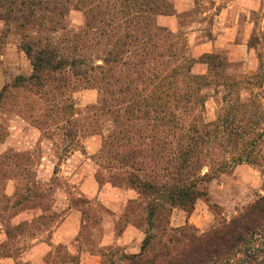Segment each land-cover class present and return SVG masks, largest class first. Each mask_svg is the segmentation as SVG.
Here are the masks:
<instances>
[{
    "label": "trees",
    "instance_id": "obj_1",
    "mask_svg": "<svg viewBox=\"0 0 264 264\" xmlns=\"http://www.w3.org/2000/svg\"><path fill=\"white\" fill-rule=\"evenodd\" d=\"M71 10L83 14L84 29L79 35L69 34L71 51L62 56L54 48L53 38ZM165 12L167 0H0V21L7 27L14 26L24 41L33 40L34 46L22 47L32 62L30 80H37L42 70L62 71L73 77L89 76L101 86L99 90L105 95L95 106L96 111L107 115L111 122V142L130 140V159L134 160L130 168L143 174L141 178L130 176V184L138 193L148 196L150 227L156 211L164 209L162 203L180 207L190 216L196 200L206 197L202 183L213 180L218 172L225 173L230 166L223 161L214 170L209 165L210 171L201 175L202 159H210L218 136L241 135L252 123L241 112L244 105L224 108L215 121L202 123L201 90L214 79L211 72L194 75L191 69L201 59L217 54L204 55L199 60L188 56L183 35L155 25V17ZM89 36L94 39L86 47L83 42ZM102 36L106 37L103 43L98 41ZM89 48L93 52H87ZM218 66L222 64L219 62ZM174 111L178 113L177 123L163 124ZM192 113L196 114L195 123L185 125L186 117ZM150 115L153 118L149 127L154 133L150 141L154 149H160L162 159L160 167L154 164V169L151 159L146 162L143 151L134 142L141 139L139 134L144 131L138 120L149 119ZM174 130L180 134L176 142L156 137L157 132L164 135ZM254 141L245 145L254 148ZM172 150L175 153L163 155ZM241 161L252 163L240 157L234 163ZM161 229L160 236L166 240L160 251L146 255L155 235L145 232L140 252L126 256L133 260L132 264H264V197L207 233L197 235L187 224L173 229L168 222Z\"/></svg>",
    "mask_w": 264,
    "mask_h": 264
},
{
    "label": "rangeland",
    "instance_id": "obj_2",
    "mask_svg": "<svg viewBox=\"0 0 264 264\" xmlns=\"http://www.w3.org/2000/svg\"><path fill=\"white\" fill-rule=\"evenodd\" d=\"M74 22H76L74 17L61 20L62 29L53 38V42L56 41L54 48L58 50L59 55L67 56L71 51L68 47L69 34L74 32L79 35L84 29V20L80 30L72 29ZM23 39L25 38L19 35L14 26L7 27L0 21V224L8 226L13 235L17 233L28 235L32 229L45 225L34 223L11 227L9 219L23 207L46 206V201L36 199L30 201L28 197L21 195L43 193L36 183L50 182L58 186L68 184L71 175L63 171L62 163L66 161L68 153L82 150L81 138L90 135H98L102 139V148L92 159L96 166V180L100 183H111L122 189H132L138 194L137 200L127 205L123 218L140 228L144 237L145 232L155 235L152 244L146 250V255L151 256L159 252L165 243L166 238L160 236L163 223L168 222L169 227L173 229L180 228L171 225L172 217H178L177 226L183 224L184 217H192L187 226L191 227L192 232L194 230L193 233L199 235L216 228L223 220L228 221L237 216L259 198L264 197V170L261 167L264 166V38L255 37L251 42V45L256 43L260 45L261 52L260 64L254 70H247L240 64H230L219 54L213 58L201 59L193 65L192 74L206 75L211 72L214 79L201 90L204 97L202 123L215 121L224 108L241 105H244L241 112L245 120L248 119L252 123L245 127L241 135H220L217 142H213L215 144L210 151V159H202L204 163L202 167L200 166L201 175L208 173L210 167L216 170L217 165L223 161L230 166L225 173L218 172L213 180L202 183L200 187L203 188L206 197L196 200L190 216L180 207L162 203L164 209L156 211L152 226L154 228L147 222L148 196L138 193L130 184L131 177L143 176L141 172H133L130 168L131 162H134L130 159L132 147L130 140L111 142L108 138L111 122H108L107 115L96 111L95 106L105 95L99 90L101 86L96 85L89 76L73 77L70 72L62 71L42 70L37 74V80H30L32 73L30 74L29 70L32 68V62L23 48L24 45L34 44L32 39L25 41ZM93 39V36H89L84 40V45L88 47ZM98 41L103 43L106 37H99ZM87 52H93V48H89ZM186 53L189 56L188 49ZM34 55L33 52L32 56ZM14 56H17V60L11 61L10 58ZM219 62L222 64L221 67L218 66ZM99 64L101 65V62L97 63ZM2 72L5 74L4 78ZM223 83L228 87H222ZM83 98H86V101ZM175 114L178 113L174 111L172 116H167L163 124L169 121L171 122L167 123L169 125L176 124ZM195 115L192 113L186 117L185 125L195 123L193 120ZM152 118L150 115L149 119L138 120L144 131L139 134L141 139L136 138V141L135 139L133 141L136 142L137 148L143 151L146 162L151 159V167L155 164L158 168L162 159L160 149H154L150 141L154 136L149 127L152 125ZM23 122L27 125L24 126ZM32 128L40 131L41 139L38 142L30 141ZM254 128L255 131H252ZM157 134V139L170 142H176L180 136L175 130L164 135L158 132ZM250 141H254V148L245 145V142ZM171 152L175 153L173 150L165 151L163 155H169ZM239 157L247 158L252 163L246 161L234 163ZM42 164L44 168L52 169L53 166L58 168L57 175H43L38 181L33 170ZM29 184H33L35 189L18 192V196H22L18 197V201L15 200L16 197L6 192L8 185L30 188ZM183 226L185 225L181 227ZM126 256L130 254L121 248H110L104 252L103 264H132L133 260ZM72 260L61 250H57L50 258L49 264H73Z\"/></svg>",
    "mask_w": 264,
    "mask_h": 264
},
{
    "label": "crops",
    "instance_id": "obj_3",
    "mask_svg": "<svg viewBox=\"0 0 264 264\" xmlns=\"http://www.w3.org/2000/svg\"><path fill=\"white\" fill-rule=\"evenodd\" d=\"M167 3L168 12L157 15L154 23L173 34H182L191 58L199 60L204 55L219 54L228 63L240 64L247 70L258 67L260 45L251 42L255 37L264 38V0H167ZM67 17L76 18L72 27L82 26L84 19L80 11L71 10ZM10 59L15 61L17 56ZM2 76H5L3 72ZM30 132V141L41 139L38 129L32 128ZM80 142L82 150L68 153L61 166L71 175L68 184L36 183L43 193L21 195L30 201H46V206L23 207L9 219L11 227L45 225L32 229L28 235H13L8 226L0 224V264H49L57 250L76 264H103V252L110 248H121L130 255L139 252L144 234L123 218L127 205L137 200V192L99 183L92 159L101 150L102 139L90 135L82 137ZM33 171L39 181L43 175L56 176L58 168H44L42 164ZM28 187L8 185L6 192L18 201L22 197L18 192L35 189L33 184ZM174 218L171 225L175 227L192 220L184 217L183 224L177 226L179 219Z\"/></svg>",
    "mask_w": 264,
    "mask_h": 264
}]
</instances>
